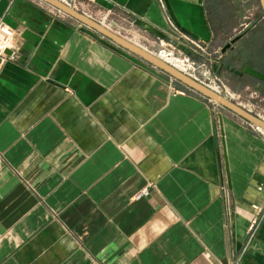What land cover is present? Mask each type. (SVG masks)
<instances>
[{
	"label": "crops",
	"instance_id": "obj_1",
	"mask_svg": "<svg viewBox=\"0 0 264 264\" xmlns=\"http://www.w3.org/2000/svg\"><path fill=\"white\" fill-rule=\"evenodd\" d=\"M247 1L84 7L174 40L247 108L264 94V53L246 52L264 9L241 28ZM57 9L0 0L18 45L0 55V264H264V135Z\"/></svg>",
	"mask_w": 264,
	"mask_h": 264
},
{
	"label": "built area",
	"instance_id": "obj_2",
	"mask_svg": "<svg viewBox=\"0 0 264 264\" xmlns=\"http://www.w3.org/2000/svg\"><path fill=\"white\" fill-rule=\"evenodd\" d=\"M42 1V0H41ZM64 4L84 13L85 15L92 17L91 14L85 9L84 5L88 2L96 1V0H60ZM59 13L66 15L61 10L57 9ZM95 19V18H93ZM96 20V19H95ZM97 21V20H96ZM99 23H103V20L98 21ZM102 24V25H103ZM170 24L172 28L175 30L176 38L182 39L183 42L188 43L190 49L192 51L203 50L205 45H203L200 41L182 33L174 24L173 21L170 20ZM105 26V25H104ZM106 27V26H105ZM120 34V33H118ZM128 39L129 41L135 43L136 45L140 46L141 48L145 49L149 53L159 57L160 59L164 60L165 62L169 63L170 65L174 66L184 74L190 76L191 78L199 81L203 85L209 87L210 89L214 90L215 92L226 96L227 98L237 102L238 95L234 93L229 86L221 79V77L216 76L209 71H199V66L197 65L196 61L192 59L188 53H186L183 49H180L179 46L174 42V40H167V39H159L158 41H149L147 38L142 36L140 32L137 31H129L127 34L121 35ZM14 30L7 25L5 22L0 21V55L6 57H15L16 52L18 50V45L14 40ZM6 50H10V53H6ZM201 73V74H199ZM238 103V102H237ZM244 107L241 103H238ZM246 108V107H245ZM246 109L250 110L251 112L257 114L259 117L264 119V115L261 112H254L251 108L247 107ZM252 127H255L264 135V130L260 129L259 127L255 126L254 124L248 122ZM146 190L144 189L141 194L145 193ZM254 229V225H251V230Z\"/></svg>",
	"mask_w": 264,
	"mask_h": 264
},
{
	"label": "water",
	"instance_id": "obj_3",
	"mask_svg": "<svg viewBox=\"0 0 264 264\" xmlns=\"http://www.w3.org/2000/svg\"><path fill=\"white\" fill-rule=\"evenodd\" d=\"M50 5L58 8L65 14L69 15L70 17L78 20L82 24L88 26L89 28L97 31L98 33L102 34L103 36L108 37L117 45L127 49L128 51L138 55L139 57L143 58L144 60L150 62L151 64L155 65L163 69L164 71L168 72L175 78L179 79L189 87L199 91L203 95L213 99L214 101L218 102L222 106L226 107L227 109L233 111L237 115L241 116L248 122L254 124L255 126L259 127L260 129L264 130V119L259 117L257 114L251 112L250 110L246 109L245 107L241 106L237 102L227 98L224 95H221L214 90L210 89L209 87L203 85L199 81L191 78L190 76L184 74L174 66L170 65L169 63L165 62L164 60L156 57L155 55L149 53L145 49L141 48L140 46L136 45L135 43L129 41L125 37L121 36L120 34L112 31L111 29L105 27L95 19L85 15L84 13L64 4L60 0H43ZM262 6L264 8V0H261ZM238 37L232 39L229 43H227L222 51H225L227 48H231L233 43L237 40ZM6 53H10V50H6Z\"/></svg>",
	"mask_w": 264,
	"mask_h": 264
},
{
	"label": "rangeland",
	"instance_id": "obj_4",
	"mask_svg": "<svg viewBox=\"0 0 264 264\" xmlns=\"http://www.w3.org/2000/svg\"><path fill=\"white\" fill-rule=\"evenodd\" d=\"M246 4L248 5V7L246 8V12L244 13L245 17H241V21L244 22L243 24H241V28L246 27L248 20H252V18L258 17L262 13L261 11L263 6L261 0H254L250 2L247 1ZM250 5H254L253 8H251ZM258 27L259 26H257V28ZM257 28H255L253 31L251 30V32L253 33L249 34L251 37H254V43L256 44H253L252 47H247L248 49L246 50V52H248V54L254 52L257 55L259 53V49H261V52L264 53V20L262 21L260 27L258 29ZM240 30L242 29H239V31ZM256 31L257 33H255ZM249 99L251 100V104H249L248 107L254 110V112H261V114L264 115V94L256 91V93H250Z\"/></svg>",
	"mask_w": 264,
	"mask_h": 264
}]
</instances>
